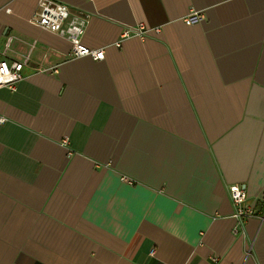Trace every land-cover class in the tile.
Segmentation results:
<instances>
[{
  "label": "crops",
  "instance_id": "obj_1",
  "mask_svg": "<svg viewBox=\"0 0 264 264\" xmlns=\"http://www.w3.org/2000/svg\"><path fill=\"white\" fill-rule=\"evenodd\" d=\"M40 1L0 0V52L28 56L0 89V264H264L229 198L264 211V0H53L97 62Z\"/></svg>",
  "mask_w": 264,
  "mask_h": 264
},
{
  "label": "built area",
  "instance_id": "obj_2",
  "mask_svg": "<svg viewBox=\"0 0 264 264\" xmlns=\"http://www.w3.org/2000/svg\"><path fill=\"white\" fill-rule=\"evenodd\" d=\"M39 9V13L33 18L32 24L45 32L67 40L70 44V55L72 58L88 57L95 62L104 60L105 54L103 50L90 49L82 43L88 22L87 16L72 14L67 5L53 0H41ZM199 22L200 16L197 13H191L184 19V23L187 26L195 25ZM150 31L143 24H138L132 28L124 29L121 38L125 39L132 36L144 38ZM158 32L159 30H154V33ZM27 62L28 56H25L22 60H8L6 50L0 52V89L7 88L13 91L22 80V70ZM6 121L3 116H0V125H4ZM63 142L67 143V139L63 140ZM229 198L234 208L232 216L235 220L234 234H237L238 229L249 218H257L264 221V211L257 213L252 207L248 206L246 195L240 188L236 186L230 187Z\"/></svg>",
  "mask_w": 264,
  "mask_h": 264
}]
</instances>
